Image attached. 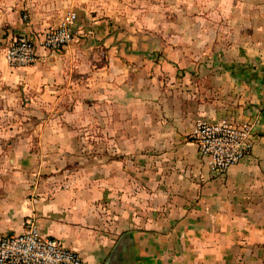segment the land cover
<instances>
[{"label":"crops","instance_id":"1","mask_svg":"<svg viewBox=\"0 0 264 264\" xmlns=\"http://www.w3.org/2000/svg\"><path fill=\"white\" fill-rule=\"evenodd\" d=\"M254 2L211 9L189 41L115 0H0V238L31 217L86 264H264V0ZM71 8L78 41L9 65L11 36L39 41ZM201 117L258 121L225 173L189 137Z\"/></svg>","mask_w":264,"mask_h":264},{"label":"built area","instance_id":"2","mask_svg":"<svg viewBox=\"0 0 264 264\" xmlns=\"http://www.w3.org/2000/svg\"><path fill=\"white\" fill-rule=\"evenodd\" d=\"M27 20V15L24 16ZM78 13L68 9L59 25L47 30L35 41L26 33L11 36L6 42L4 56L12 67H26L40 59L42 46L50 55L60 53L70 43L78 41ZM258 121L233 123L227 118L211 121L198 118L189 137L208 160L211 169L225 173L238 163L253 146ZM0 264H86L82 255L65 247L59 240L41 234L35 219L29 217L19 233L0 238Z\"/></svg>","mask_w":264,"mask_h":264},{"label":"rangeland","instance_id":"3","mask_svg":"<svg viewBox=\"0 0 264 264\" xmlns=\"http://www.w3.org/2000/svg\"><path fill=\"white\" fill-rule=\"evenodd\" d=\"M255 0H247L246 2L252 6L257 5ZM116 5L122 9H127L125 12H129L131 16L143 19L145 16H150L153 20V25H161L169 22L172 29L177 31L178 26L183 29H187V37L189 41H193L194 37H200L199 34H195L194 27H198L197 23L209 22L207 13L211 10H223V9H235L236 7L247 5L245 1L241 0H115ZM245 2V3H243ZM229 6V8H227ZM256 8V7H254ZM250 9H252L250 7ZM200 16V20H197ZM241 18L236 19L238 22ZM248 19V18H246ZM245 19V20H246ZM218 24V28H224L226 18L220 15L217 18H212ZM250 20V19H249ZM242 21V19H241ZM194 30V31H193ZM224 30L219 31L220 33ZM6 46V43L4 44Z\"/></svg>","mask_w":264,"mask_h":264}]
</instances>
